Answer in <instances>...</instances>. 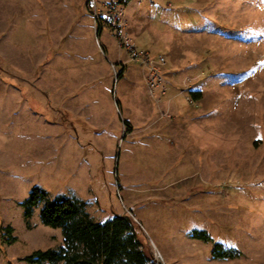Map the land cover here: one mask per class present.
<instances>
[{"label":"rangeland","instance_id":"374dc122","mask_svg":"<svg viewBox=\"0 0 264 264\" xmlns=\"http://www.w3.org/2000/svg\"><path fill=\"white\" fill-rule=\"evenodd\" d=\"M122 25L0 0V264L64 246L42 205L25 219L35 187L132 218L149 264H264V0H132Z\"/></svg>","mask_w":264,"mask_h":264},{"label":"trees","instance_id":"16d2710c","mask_svg":"<svg viewBox=\"0 0 264 264\" xmlns=\"http://www.w3.org/2000/svg\"><path fill=\"white\" fill-rule=\"evenodd\" d=\"M193 100L201 99V93L192 94ZM42 205L40 217L43 225L61 229L64 246L46 251H36L25 257L28 264H149L150 257L143 248L136 225L132 218L115 215L100 223L94 221L86 210V203L66 196L51 197L50 194L35 187L29 198L22 203L24 216L28 222L34 208ZM3 229H0V238ZM10 239L3 241L13 245L18 239L13 237V228L4 230ZM195 237L210 241L206 233H196ZM215 259H235L240 253L224 249L216 244L213 248Z\"/></svg>","mask_w":264,"mask_h":264},{"label":"built area","instance_id":"2783aa9c","mask_svg":"<svg viewBox=\"0 0 264 264\" xmlns=\"http://www.w3.org/2000/svg\"><path fill=\"white\" fill-rule=\"evenodd\" d=\"M132 0H87L88 8L94 18L102 27H110L115 30L116 35L123 39L124 27L122 25V18L125 14L126 6ZM137 62H140L147 70L150 77V83L156 85V81L160 80L159 76L166 63L164 57L157 59L153 58L149 53L138 52L134 54Z\"/></svg>","mask_w":264,"mask_h":264}]
</instances>
